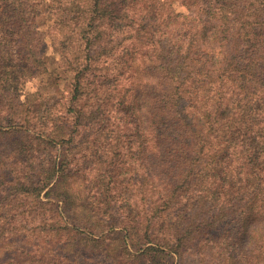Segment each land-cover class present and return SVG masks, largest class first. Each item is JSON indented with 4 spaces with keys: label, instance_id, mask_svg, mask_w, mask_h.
I'll use <instances>...</instances> for the list:
<instances>
[{
    "label": "trees",
    "instance_id": "obj_1",
    "mask_svg": "<svg viewBox=\"0 0 264 264\" xmlns=\"http://www.w3.org/2000/svg\"><path fill=\"white\" fill-rule=\"evenodd\" d=\"M49 2L52 22L41 30L36 0H0L16 56L51 74L61 91L43 133L0 127L24 140L0 151V247L17 242L0 264H102L115 253L120 262L126 247L85 252L82 230L59 202L102 213L108 228L120 224L150 242L134 255L144 264H184L209 243L221 251L227 243V264L254 261L259 249L263 260L264 0H177L179 9L172 0ZM46 36L58 73L39 51ZM3 39L0 32V60ZM83 133L99 141L88 203L75 189L79 160L68 149ZM33 142L65 151L47 165ZM122 152L128 164L115 160ZM121 188L130 211L115 219Z\"/></svg>",
    "mask_w": 264,
    "mask_h": 264
},
{
    "label": "rangeland",
    "instance_id": "obj_2",
    "mask_svg": "<svg viewBox=\"0 0 264 264\" xmlns=\"http://www.w3.org/2000/svg\"><path fill=\"white\" fill-rule=\"evenodd\" d=\"M172 1L177 9L181 7L177 0ZM33 9L35 11V26L41 30L48 28L52 22L49 0H36V5ZM2 25L5 24L4 21L2 22L1 20L0 32L1 36L4 38V43L2 42V45L4 44L5 51L3 52L5 57L0 60V127L5 131L4 129L10 127L14 128L15 126L17 130H21L20 132L22 133L25 131L26 133L38 135L46 131L48 127H51L50 124L52 123L53 111L56 110L53 108V104L59 98L61 92L60 86L55 88L54 79L51 74L44 72L40 68L33 67L32 64L26 63L25 60H21L16 56L15 51L17 50V46L15 43L10 42L12 41L11 36L9 32H4ZM7 37L8 40H6ZM52 41L51 36L44 37L41 43H39V51L43 55L47 68H49V70H54V73H58L60 71L57 64L59 53ZM89 138L91 140L88 133H83L78 138H74L72 142L70 141L68 147V149L72 150V159L75 161L79 160V163L74 162L72 172L77 177V179L73 181L76 191H82L84 194L83 198L85 200H82V203L91 202L95 197L93 183L94 170L88 162L92 160V155L97 150L96 147H98L99 141L92 140L88 142L87 139ZM23 141L20 133L14 136L0 133V151L2 149L10 150L12 147L16 148L17 145H20ZM126 143L128 144V140L125 141V148H127ZM31 145L33 146V152H35V149L41 152L47 165H51L58 161L60 152L63 153L65 151V149H63L64 147L60 144L56 146H54V144H47L46 146L41 144V146H38L33 142ZM98 156L99 154H97V157ZM121 159L126 160L128 164L130 153L122 152L115 156L117 162ZM107 161H109V157L105 159V162ZM127 189L124 190V188H121L120 196L116 195L115 201H113V203L115 202V209H112V211L115 219L124 216L125 210L128 212L130 211V196ZM80 207L81 206L78 205L77 209H71L60 202L58 203V208L64 218L70 224L76 225L82 230L81 235L84 237L82 244L86 245H82L81 247L85 252L93 251L90 247H94L95 249H100V251L109 249L110 252L115 253L126 247L133 256L128 255V251H126L121 256L120 262H117L115 261V255L118 253H115V255L108 254V256L104 258L102 264L145 263L142 258L139 261L134 255H140L143 247L150 245V242L146 243L144 238L133 236L127 232L123 226H120V224H116L118 226L113 228H108L109 217L107 218V216H104L102 213L95 211H93L95 213L86 212ZM183 207L184 206H181L172 211L169 215L170 220H173ZM117 222L118 220L114 221V223ZM219 238V240H223V237L220 236ZM15 243L17 242H10L0 247V255H15V247L17 246ZM201 251L203 254L198 252L195 257H187L184 264H227V243L226 248L222 251L212 243H209ZM97 257L101 259L104 257V254L99 252ZM260 257L259 249V256H257L256 260L251 262L246 261L242 264H264V258L260 261ZM94 258L97 259L96 257ZM199 258L202 259V262L199 261ZM158 264H162V262Z\"/></svg>",
    "mask_w": 264,
    "mask_h": 264
}]
</instances>
